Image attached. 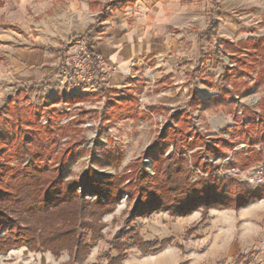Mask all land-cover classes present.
Returning a JSON list of instances; mask_svg holds the SVG:
<instances>
[{
    "label": "rangeland",
    "instance_id": "374dc122",
    "mask_svg": "<svg viewBox=\"0 0 264 264\" xmlns=\"http://www.w3.org/2000/svg\"><path fill=\"white\" fill-rule=\"evenodd\" d=\"M189 5L196 9L198 24L187 30L191 35L182 50L135 65L136 79L127 89L104 88L98 93L67 79L69 49L63 51V65L55 58L56 50H45L52 68L46 75H35L38 69L24 62L15 67V51H44L43 47L23 41L18 30L17 43L2 38L10 31L0 25L1 156L11 166H30V157L19 147L32 148L41 137L53 155L45 169L57 171L68 182L89 174L98 180L127 177L130 165L141 157L153 175L155 167L145 155L162 144L161 133L177 123L179 114L189 120L179 143L190 183L220 185L232 180L246 194L260 191L262 199L250 198L240 208L221 200L213 209L196 208L176 216L161 208L132 221L136 199L124 195L115 207L100 209L93 205L97 197L87 196L83 222L93 228L77 224L80 247L54 255L37 242L0 252V264H109V256L118 257L114 246L124 253L123 264H264V188L247 191L242 178L217 175L234 168L249 172L264 163V74L259 76L264 59L249 69V87L239 86L237 98L221 96L219 90L225 68L239 60L222 43L237 46L264 39V0H189ZM212 24L218 25L217 31L209 30ZM60 45L59 49L67 48ZM83 95L90 99L80 100ZM165 135L173 139L170 130ZM154 152L160 161L174 150ZM192 154L200 158L198 163L193 164ZM207 161L217 170L203 173ZM248 161V167H241ZM131 231L146 243L168 245L157 254L142 255L129 239Z\"/></svg>",
    "mask_w": 264,
    "mask_h": 264
},
{
    "label": "trees",
    "instance_id": "16d2710c",
    "mask_svg": "<svg viewBox=\"0 0 264 264\" xmlns=\"http://www.w3.org/2000/svg\"><path fill=\"white\" fill-rule=\"evenodd\" d=\"M122 1L125 5L135 2V0L111 2L104 7L103 13L110 8L117 10V3ZM209 30L217 31L218 25H210ZM222 45L227 49L231 48L235 56H239L235 66L225 68L223 87L219 89L221 96L235 99L240 93L239 86L249 87L247 81V78L251 77L249 69L254 68L256 60L264 59V39L246 40L237 46L225 41ZM42 49L53 50L45 47ZM263 74L264 67L260 69L259 76ZM83 99L90 97L83 95L80 100ZM192 99L196 100L195 97ZM175 119L177 123L166 126L165 132L161 133L162 144L151 148L145 155L153 162L155 167L153 175L142 165L144 157H141L130 165V174L127 177L116 175L98 180L92 179L89 174L80 181L68 182L57 171L50 172L45 169L44 164L53 158V155L41 137L32 148L18 146L21 153L30 157V166L22 168L11 166L4 161L0 153V235L4 234L0 237V252L40 244L43 249L46 248L54 255H58L60 251L74 245L80 247L76 237L77 224L82 223L81 226L85 228H93L91 224L83 222L87 216L85 210L88 204L85 200L87 196L97 197L93 205L100 209L115 207L122 201L124 195L128 196L129 200L136 199L131 213L132 221L138 217L147 218L161 208L176 216L190 214L196 208L213 209L221 200L227 202L230 207L240 208L250 198L262 199L260 191L246 194L241 192L239 186L232 180L220 185H212L208 181L192 185L191 172L186 168L187 160L183 158V150L179 143L182 134L188 129L189 120L179 118V114ZM262 124L264 125V119ZM168 130L172 132V140H168V136L165 135ZM47 133L50 135L53 132ZM169 147L173 148L174 153L159 161L154 152L155 148L165 152ZM206 147L208 151L212 148L210 145ZM213 149L217 151L214 147ZM191 157L193 164L200 160L196 154H192ZM205 164L202 168L203 173L215 168L208 161ZM250 164L248 161L241 164V167H248ZM126 183L128 184L125 185ZM69 206L72 208L69 209ZM88 212L92 213L89 210ZM58 223L60 227H57ZM132 231L128 234L129 239L142 255L157 254L168 245V242L146 243ZM113 249L119 250L118 257L109 256V264H123L124 253L117 246Z\"/></svg>",
    "mask_w": 264,
    "mask_h": 264
},
{
    "label": "crops",
    "instance_id": "0c3cea01",
    "mask_svg": "<svg viewBox=\"0 0 264 264\" xmlns=\"http://www.w3.org/2000/svg\"><path fill=\"white\" fill-rule=\"evenodd\" d=\"M117 1L0 0V25L10 31L2 38L17 43L18 30L23 41L56 50L55 58L63 65L64 52H73L74 41L86 37L91 50L102 53L114 69L108 88L127 89L136 79L132 66L182 50L181 45L190 39L187 30L198 24V16L189 0H135L126 5L122 1L117 10L110 8L103 13L107 4ZM60 44L67 48L59 49ZM14 55L15 67L24 62L38 69L37 76L52 69L45 50L15 51Z\"/></svg>",
    "mask_w": 264,
    "mask_h": 264
},
{
    "label": "built area",
    "instance_id": "2783aa9c",
    "mask_svg": "<svg viewBox=\"0 0 264 264\" xmlns=\"http://www.w3.org/2000/svg\"><path fill=\"white\" fill-rule=\"evenodd\" d=\"M73 52L67 58V79L77 81L84 88L98 93V90L108 88L114 69L110 68L102 53H94L86 37L74 41ZM133 69V66H132ZM217 175L242 178L247 191L264 188V163L252 168L249 172H242L236 168L219 171Z\"/></svg>",
    "mask_w": 264,
    "mask_h": 264
}]
</instances>
